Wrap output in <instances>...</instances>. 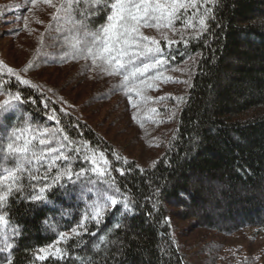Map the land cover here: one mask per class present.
I'll use <instances>...</instances> for the list:
<instances>
[{
	"label": "trees",
	"instance_id": "trees-1",
	"mask_svg": "<svg viewBox=\"0 0 264 264\" xmlns=\"http://www.w3.org/2000/svg\"><path fill=\"white\" fill-rule=\"evenodd\" d=\"M63 2L51 0L57 7ZM208 7L214 18L203 30L196 15L194 26L177 20L144 27L154 37L141 29L150 38L145 45L159 47L153 56L163 60L144 81L158 82L157 91L182 85V100L174 89L163 96L168 107L155 111L154 100L139 105L135 92L115 91L122 75L73 58L63 46L66 33L56 30L55 7L0 0V103L16 105L0 132L30 128L21 143L54 134L68 157L47 172L40 167L48 179L33 183L50 185L45 200L9 197L4 231L14 243L0 262L10 255L12 264H264V0H218ZM67 90L76 97L68 99ZM83 90L101 94L100 106L89 112L88 97L77 105ZM66 169L86 171L54 183ZM97 189L118 201L99 222L92 218ZM13 224L20 233L14 238Z\"/></svg>",
	"mask_w": 264,
	"mask_h": 264
},
{
	"label": "snow or ice",
	"instance_id": "snow-or-ice-1",
	"mask_svg": "<svg viewBox=\"0 0 264 264\" xmlns=\"http://www.w3.org/2000/svg\"><path fill=\"white\" fill-rule=\"evenodd\" d=\"M32 2L35 3L36 0ZM43 2L56 8L57 14L52 17L57 21L56 30L66 33L62 37L63 46L72 53L73 58L91 59L94 67L109 75H122L124 82L121 87L140 96L141 91L136 87L137 82L144 83L143 78L154 65L163 62L158 56H153L154 52L159 54L161 49L146 46L144 42L150 38L144 36L141 29L159 28L161 24L170 27L177 20L181 21L182 26H194L192 17L196 15L199 16L197 23L203 30L207 27V19L214 18L212 8L208 5L212 4L214 7L218 0H64L59 7L52 5L51 0ZM97 16L102 17V22L95 21L94 18ZM151 43L158 44V41L151 40ZM9 72L12 70L9 69ZM22 83L27 84L28 81ZM15 99L19 100V95L15 96ZM15 110L16 105L11 100L0 103V126L4 125V117ZM29 130L30 128L13 127L7 133L0 132V239L5 241L4 246L0 247V253L10 252L14 243L4 231L9 225L8 212L3 211L6 207L10 208L9 197L20 193L27 201L45 200L44 193L50 185L40 187L38 183H33L48 179L46 174H40V167H44L47 172L56 159H68L53 143L54 134L50 138L45 133L44 138L39 139L38 143H34L35 136L19 142L22 133ZM63 139L67 140L68 137L65 135ZM46 143L52 147L44 149L42 146ZM52 153H56V156L44 165L42 161L48 159ZM92 163L96 165L97 161L92 159ZM107 163V160H104V164ZM94 170L99 175H104L98 167ZM83 171L86 170L72 173L70 169H66L63 173L58 172L53 182L59 183L62 175L69 181H72L73 175L79 179ZM178 195L183 197L185 193L180 192ZM95 198L92 218L99 222L102 213L109 207L116 208L118 201L109 194L108 189H97ZM121 203L125 210H129L127 201ZM19 234L18 225L13 224L11 237ZM40 251L45 252L46 249ZM58 254L59 249L54 255ZM36 258L45 257L38 255ZM0 264H12L11 256Z\"/></svg>",
	"mask_w": 264,
	"mask_h": 264
},
{
	"label": "rangeland",
	"instance_id": "rangeland-1",
	"mask_svg": "<svg viewBox=\"0 0 264 264\" xmlns=\"http://www.w3.org/2000/svg\"><path fill=\"white\" fill-rule=\"evenodd\" d=\"M142 30L144 31L145 34H148L149 37H154L155 36V33L153 31H150V30H152L151 28H142ZM162 30H166V29H163L162 28ZM171 77H172L171 75H170V77L169 76L164 77L165 78L164 79V83L165 82H168L171 79ZM176 77L179 80L178 76H176ZM181 80H182V78H181ZM112 82H114V80H112ZM154 83H155V86H152V84H154ZM157 83L158 82H156L155 80H151V81H148V82H145V83H141V84L138 85L139 86V90L141 91V95L139 96V100H138L139 101V103H138L139 105H141V104H147V103H150V102H152L154 100V102H156L155 111H158V109L160 108L161 105H164L165 107H168L166 105L167 104L166 101L165 100H162V99H163V96H168V93L170 91H173L174 89H176V92L178 93V98H180L182 100V95H183L182 94V92H183L182 91V85H177V86H173V87L172 86H169L170 84L167 85V86L166 85H164V86L162 85L161 88H159L160 90L157 91L158 84H159V83L158 84ZM114 84L116 86V87L114 86L115 91L117 89V91L119 93H121L120 91H122V89H124V88H122L121 86H118L119 85V82L118 83H114ZM79 91H81V90H79ZM65 92L67 93L66 96L69 97L68 99H72V98L76 97V94H75V92L73 90H71L70 92H68V90H67ZM78 93L79 92H77V94ZM81 95H82L81 102L77 103V105H79L80 103L82 105L85 101H87L86 99L88 97L89 98V102L87 103V106L86 107H89V112L92 111L95 107H99L100 106V105H97L96 102L97 101L99 102L100 97H103L99 93H97L98 96L95 97L94 94L93 95L91 93L89 94V93L86 92V90H83V92H82ZM120 95H122V94H120ZM180 99L178 101L179 102L178 105H180L182 103V101ZM162 101H164V102H162ZM175 106H176V104H174L171 109H173V107H175ZM170 107H171V105L169 106V108ZM85 108H84V110H85ZM172 114H174V111L172 112ZM108 117L105 118L104 121H108ZM165 117L168 119L170 116H169V114L168 115L165 114ZM166 118H164V120H162L161 122L167 123L168 120ZM114 121L115 120H110L108 122H113L114 123ZM94 125L97 126L98 124H94ZM99 126H101V125L99 124ZM126 138H129V137H126Z\"/></svg>",
	"mask_w": 264,
	"mask_h": 264
}]
</instances>
